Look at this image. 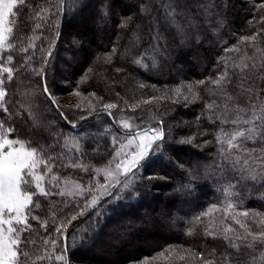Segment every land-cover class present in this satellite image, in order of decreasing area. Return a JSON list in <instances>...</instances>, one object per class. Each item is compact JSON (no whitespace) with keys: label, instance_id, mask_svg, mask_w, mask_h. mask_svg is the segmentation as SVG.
<instances>
[{"label":"trees","instance_id":"obj_1","mask_svg":"<svg viewBox=\"0 0 264 264\" xmlns=\"http://www.w3.org/2000/svg\"><path fill=\"white\" fill-rule=\"evenodd\" d=\"M142 3L146 0H63V4L61 0H26L14 9V47L0 53V67H12L14 73L8 81L0 71L8 92L6 102L11 104L3 124L44 147L53 145L55 150L63 137L81 131L94 141L96 150L91 157L100 165L112 157L113 137L122 132L116 124L118 113L142 121L146 129L159 125L165 137L159 142V154L138 166L160 177L161 194H126L122 181L110 190L112 195L103 194L95 207L67 224L90 199L86 190L61 212L43 208L40 214L50 216L51 212L52 223L31 231L27 247L23 243L21 249H29L31 260L46 257L45 241H50L51 248L64 254L69 264L76 260L92 264H264V249L259 246L239 252L230 246V242L252 243L251 238L237 239L245 229L236 219L246 221L245 227L254 232L264 230L260 226L264 220V171L250 168L238 181L219 151L217 141L225 137L220 134V122H213L217 110L205 108L213 101L224 103L210 80L227 70L232 80L227 92L236 106L245 108L252 99L257 114L264 116L260 107L264 105V0H180L188 8L176 24L161 20L156 27V5L145 17L140 12ZM61 7L66 12L57 14ZM128 17L132 19L127 27H120ZM36 28L40 38L30 45ZM253 33H260L254 42L242 39ZM58 35L45 81L54 99L55 91L60 93L66 87L60 84L59 73L71 77L68 92L75 93L81 105L70 109L55 99L53 104L43 92L45 61ZM226 48L239 51L226 52ZM8 55L13 56L12 63L7 61ZM245 63L249 69L241 71ZM181 86H191L192 92H178ZM162 88L167 92L159 90ZM242 90L249 91L239 96ZM107 103L116 105L110 109L112 119L98 111ZM223 127L225 132L235 131L230 124ZM185 139L191 143H181ZM231 154L236 155V150ZM243 212L249 216L244 217ZM144 216L152 222L147 224ZM116 219L127 223L118 224ZM60 223L66 226L57 232ZM122 225L124 239L115 246L116 257L105 258L94 250L101 237L116 233ZM144 230L150 232L138 243L147 239L145 247L136 243L132 253L126 252L122 246L131 242L127 234L145 236ZM31 239L37 241L33 246ZM225 257L230 260L226 262Z\"/></svg>","mask_w":264,"mask_h":264},{"label":"snow or ice","instance_id":"obj_2","mask_svg":"<svg viewBox=\"0 0 264 264\" xmlns=\"http://www.w3.org/2000/svg\"><path fill=\"white\" fill-rule=\"evenodd\" d=\"M25 2L26 0H19V3H17V0H0V48H3L5 43L9 41L13 29L17 26L13 22L16 17L14 9H18V7ZM61 3L63 4V0H61ZM153 4L156 5L157 12L159 13L155 18L153 27H156L161 20H163L164 23L175 25L177 17L183 15L184 10L188 8V5L181 4L180 0H146V3L140 5L141 14L145 17L150 15L153 11ZM201 7L206 6L201 5ZM59 12H66V10L61 7L57 10V14H59ZM37 15H40V13L38 12ZM131 19V17H128L127 21L122 22L120 27H127V22L131 21ZM261 19L264 21V17ZM5 25L9 26L5 27ZM37 27H39V25ZM259 34L260 33H253L252 36L242 39L246 42H254ZM13 47L12 44L8 43L9 49ZM230 50L239 51V49H225L226 52ZM23 51L27 52L28 49H23ZM112 51L115 53V48H113ZM48 55L50 56L51 52H49ZM7 61L12 63L13 56L8 55ZM134 63H140V61L134 60ZM2 64L3 60L0 59V66H2ZM252 67L254 68L255 65ZM243 69H249V65L247 63L243 64L241 71H243ZM0 71L6 74L8 81L13 79L14 73L12 67H0ZM4 83V79H0V110L4 113H9L11 104L6 102L8 92L4 87ZM198 83L204 84L205 81H199ZM210 83L217 86L218 91L216 95L221 97L224 101L223 104H217L213 101L205 105L207 110H217L213 111V116L215 118L213 122L219 121L222 125L220 134L225 137V139H218L217 142L221 144L219 151L224 163L232 173L236 174L238 181L243 178V173L250 168H259L264 171V116L257 114V107L252 99H249L248 106L245 108L236 106V100L227 92V87L232 83L227 70L219 73L216 79L210 80ZM141 87H143V85H141ZM187 87L188 91L191 93V86ZM177 91L179 92V89ZM247 91L249 90H242L238 95L244 96ZM43 92L49 97L51 102L55 104L54 99L51 98V92L49 91L46 81L43 83ZM193 98H198L195 93H193ZM184 99L187 100L188 97L185 96ZM104 107L106 109H113L116 105L107 104L104 105ZM260 107L264 108V105ZM106 114L109 116L111 115L110 112ZM199 118L198 116L197 119ZM82 119H84V117H82ZM210 119L212 118L210 117ZM13 123H15V120H13ZM229 124L235 131H224L223 126ZM124 127L129 128L130 126L124 124ZM2 128L3 121H0V129ZM14 131L15 128L8 129V133ZM139 135V132L135 134V136ZM164 139L165 137L162 131L159 133L154 132L150 139H140L136 142V149L138 150L134 151L132 160L127 165L123 162H118L116 164V171L119 172L122 169L123 174L127 175L133 167L140 166L142 162H148L149 157L159 154L158 150L161 148V143L159 142H163ZM133 142V140H129L128 144L131 145ZM31 143V141L24 142L18 138L9 139L7 135L0 132V264H22L21 258H23L24 262L32 259L28 252L21 249V234L30 227L27 223L26 211L29 210L30 206L35 208L39 207V204L34 203V196L50 195V192L43 186L45 176L36 175L35 170L38 164H43V166L47 168L48 162L52 160V158L49 157L48 160H45L44 156H46L47 153H45L42 148L32 147ZM181 143H191V139H185L181 141ZM248 145H251V147ZM232 150H236L237 154L233 156L231 154ZM124 155L128 156L129 153H125ZM251 179L255 180L256 176L253 175ZM119 183V180H117V184ZM115 186L116 185H110V187ZM107 187L109 186H106L104 195H112L110 191H107ZM125 187H127V185H125ZM100 198L101 197H95L91 202H86L85 207L81 208L76 215L71 216L67 224H71L73 220L84 215L89 208L95 207L99 203ZM228 207L232 208L233 205L229 204ZM242 215L248 217L249 213L243 212ZM235 223L245 229L243 236L237 237V239L247 240L251 238L252 243L231 244L230 242L232 248L237 252L242 248L251 250L255 246L264 249V230L254 232L252 228L245 227L246 221L242 223L239 219H236ZM20 225H24V227H17ZM65 226L66 225L62 223L56 231L62 232ZM260 226L264 228V220L260 221ZM227 231H232V229L229 228ZM209 234L211 235V233ZM224 238L228 239L227 236ZM23 243L24 247H27L28 241H24ZM47 243L49 242L45 241V244ZM52 243L55 244V241H52ZM261 255L264 256V251L261 252ZM44 259H47V257L37 256L32 264H40V261ZM55 259L61 261L62 264H68L64 254L56 256ZM225 260L227 262L230 260V257H225ZM207 264H212V262L208 261ZM249 264H251V261H249Z\"/></svg>","mask_w":264,"mask_h":264},{"label":"rangeland","instance_id":"obj_3","mask_svg":"<svg viewBox=\"0 0 264 264\" xmlns=\"http://www.w3.org/2000/svg\"><path fill=\"white\" fill-rule=\"evenodd\" d=\"M90 9L91 6L89 7V10ZM7 26L9 25H5V27ZM22 26H26V24H23ZM15 29L17 30V26L13 29V33L9 37L8 43L10 44L13 43L12 39ZM36 29H37L36 33L33 36H31L30 45H34L40 38L39 35L40 31L38 30V28ZM23 30L24 29L21 28L19 30V33H21V31ZM8 43L7 44L5 43L7 47L4 45L3 48H0V53H5V51L9 49ZM4 49L6 50L4 51ZM58 77H59L58 79L61 78L59 80L60 84L65 85L66 87L63 88L60 91V93H57V91H55L56 93L54 94V99L56 100V102L60 105H63L67 109H70L69 107L71 106H75V107L80 106L81 102L78 100L77 95L75 93L68 92L71 89V81H72L70 79L71 77L63 76L60 73ZM159 90L163 92H167L165 88ZM187 90L188 89L186 87L184 88L182 86L179 87V92H182L183 94H185V91ZM102 110L110 111V109H106L104 105L98 109L99 113H102L101 112ZM6 115L7 113H4L2 110H0V121L3 119L5 120V118H7ZM52 124L53 123H49V125ZM116 124L117 126H119L122 132L114 135L113 155L105 163V165H100L97 163L95 159L94 160L92 159L91 156L96 150L95 148L96 145L93 140L88 138L81 131L75 130L73 134L63 137V139L60 140V143L58 145L57 148L58 150H55L53 145L51 146L47 145L46 147H44L39 143H37L36 140L34 141L33 138L30 137L28 134L22 131H14L12 133H8V129L11 127H8L5 124H3V128L0 129V132L7 135L9 139L18 138L24 142L31 141L32 147L42 148L44 152L47 153V155L44 156L45 160H48L49 157L52 158V160L48 162L47 168H45L43 164H38L35 170L36 175L45 176V182L43 183V186L50 192V195L34 196L33 198L34 203L39 204V207L35 208L30 206L29 210L26 211L27 223L30 227H28L21 234L22 244L24 241H27L29 238H31L29 236V233L31 231L41 230L40 228H38V226L44 225L45 223L47 225L52 223L54 216L52 215L51 212H50V216L48 215L43 216L40 214L43 208L48 206L53 211H60V210L62 211L63 206L66 207L68 204L77 201L80 197L84 195V193H86V190L90 192V199L87 202H91L92 199L95 197H101L105 192L106 186H109L107 187V191H110L113 188L110 187V185H114L115 183L117 184V180H120L125 176V174H123L122 169L119 172L116 171V164L118 162H123L125 165L129 164V162L132 160V155L134 154V151L138 150L136 149V142L142 138L150 139L154 134V132L159 133L162 131V128H160L159 125H152L149 126L147 129L144 128L145 123H142V121L138 122L137 119L133 117H129L125 112L118 113V116L116 117ZM124 124H128L130 127L125 128ZM137 132L140 133L139 136H135ZM129 140H133L134 141L133 144L129 145L128 144ZM125 153H129V155L125 156L124 155ZM147 163L148 162H146V164ZM131 172L129 173L130 175L128 174V176H126L123 179L122 186L120 185L121 189H123V191L126 194H131L134 196H143L146 193L148 194L149 192L161 194L162 189L160 186V177H158L155 172L151 171V173H146L143 170V166L141 168L136 167V169L134 171L132 170ZM125 185H127V187H125ZM144 219L147 221L146 222L147 224L152 222L151 217L144 216ZM115 221L118 224L127 223V221L124 222L122 219H116ZM146 223L145 225H147ZM60 225L61 223L58 225V227H60ZM17 227L23 228L24 225H20ZM124 229L125 228L122 225V227L116 233L113 234L112 231V233L107 235V237L106 236L101 237L98 245L95 246L94 250L99 252L100 255L104 256L105 258L116 257L118 253L116 251L115 246L118 245L119 243L121 244V242L123 241L121 239H124L122 238L123 237L122 233L124 232ZM149 232L150 230H144V232H142V233H146L144 236L145 238H147L148 236L147 233ZM161 233L162 232H160V234ZM32 240L33 239H31V241ZM146 240L147 239H145L142 243H138L140 241H138L137 239L136 241L131 240V242L125 243V245L122 247L125 249L126 252L129 251V253H132L131 249L134 244L138 243L137 245L144 246L145 243L147 242ZM36 242L37 241H35L34 239L30 246H33ZM48 242L49 243L46 244V249L44 252L47 255L46 256L47 259L42 260L43 262L42 264H62L61 261L59 262L55 259V257L61 255V253L57 250L55 252V249L51 248L50 241ZM100 244H102L101 248H100ZM24 251L30 253L28 248L25 249ZM36 257H34L33 260L26 262H24L23 258H21L22 264H32V262L36 259ZM70 264H92V263L90 262L88 263L85 260L82 261L76 260L70 262Z\"/></svg>","mask_w":264,"mask_h":264},{"label":"water","instance_id":"obj_4","mask_svg":"<svg viewBox=\"0 0 264 264\" xmlns=\"http://www.w3.org/2000/svg\"><path fill=\"white\" fill-rule=\"evenodd\" d=\"M58 40H59V35L57 36V38H56V41H55V43H54V45H53V47H52V50L50 51L51 52V54H52V51L55 49V47H56V45H57V43H58ZM50 57H51V55L49 56H47V60H46V62H45V66H44V72H43V81L45 82V73H46V69H47V66H48V61H49V59H50ZM102 113H108V112H110V111H108V110H102L101 111ZM111 113V112H110ZM107 115V114H106ZM109 116V115H108ZM109 117H111L112 118V114L109 116ZM162 132H163V134H164V131L162 130ZM132 171V170H131ZM130 171V172H131ZM129 172V173H130ZM128 173V174H129ZM128 174L127 175H125L123 178H121L120 180H119V182L121 183L122 181H123V179L126 177V176H128ZM119 183V184H120ZM119 184H116V186H115V188L119 185ZM64 244H65V246L67 245V234L65 233L64 234Z\"/></svg>","mask_w":264,"mask_h":264},{"label":"bare ground","instance_id":"obj_5","mask_svg":"<svg viewBox=\"0 0 264 264\" xmlns=\"http://www.w3.org/2000/svg\"><path fill=\"white\" fill-rule=\"evenodd\" d=\"M127 237L130 239V240H135L136 241V239L139 241V240H141L143 237H144V234H127Z\"/></svg>","mask_w":264,"mask_h":264}]
</instances>
